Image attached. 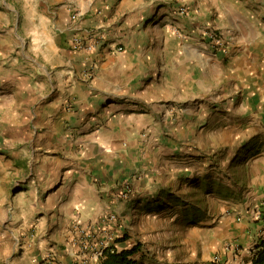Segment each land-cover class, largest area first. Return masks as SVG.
<instances>
[{
	"label": "crops",
	"instance_id": "crops-1",
	"mask_svg": "<svg viewBox=\"0 0 264 264\" xmlns=\"http://www.w3.org/2000/svg\"><path fill=\"white\" fill-rule=\"evenodd\" d=\"M212 149L230 151L227 176ZM211 195L215 259L250 264L264 0H0V264H102L132 246L131 264H153L134 254L180 245L173 227L207 224ZM167 203L185 209L170 235Z\"/></svg>",
	"mask_w": 264,
	"mask_h": 264
},
{
	"label": "rangeland",
	"instance_id": "rangeland-1",
	"mask_svg": "<svg viewBox=\"0 0 264 264\" xmlns=\"http://www.w3.org/2000/svg\"><path fill=\"white\" fill-rule=\"evenodd\" d=\"M210 152L212 162H216L219 159L217 166H213L214 164L212 163V175L220 172L221 174H223V176H227L226 173L230 174V172L233 171L229 159L225 158L226 155L227 157L230 155H228L230 151H220V153L218 154V152L212 149L210 150ZM212 195L210 196L211 213L207 214L209 215L210 219V221L207 220V224L209 222L211 223V225L209 226L210 229L208 228V226L206 227L207 224H203L202 222H197L198 224H192L189 227L184 224L181 228L182 230H179L180 225L175 226L173 227V233H176V235L181 239L178 242L180 245L172 246V244H168V242L162 243L160 246H150L148 244H145L146 246L141 247V250H138L134 255L140 254L139 256L141 257L145 256L149 261L154 262L153 264H230V262L226 263L223 258L218 260L214 257L215 252L217 250H220V246H216L219 245L220 242L218 243L217 241H215V238H217V230L215 229V227L216 224L219 223V219L221 217H224V215L218 213L217 210L215 211V213L213 212V209H217L216 205L218 199L214 198ZM194 197H199L198 193H195ZM197 199L198 198H196L195 200ZM168 204L169 203H167V206ZM172 205L168 206L169 208H166L167 210H165V212L159 216V219H157L158 222H161L164 225V229L167 235H170L171 223L173 221L175 222L176 220L181 221V219L185 215V209L183 208V206L175 208V206L173 207ZM196 212L197 211H195V213ZM208 229L211 231L209 236ZM204 232H206V237L203 236ZM211 240L213 241L211 242ZM231 244L234 243H229L226 248L230 247ZM238 248L239 247L237 246V249Z\"/></svg>",
	"mask_w": 264,
	"mask_h": 264
},
{
	"label": "trees",
	"instance_id": "trees-1",
	"mask_svg": "<svg viewBox=\"0 0 264 264\" xmlns=\"http://www.w3.org/2000/svg\"><path fill=\"white\" fill-rule=\"evenodd\" d=\"M257 250L253 253L250 259V264H264V239H260L256 244ZM136 247L132 246L129 249L116 251L112 247H105L102 250L104 258L102 264H131L130 256L134 253Z\"/></svg>",
	"mask_w": 264,
	"mask_h": 264
},
{
	"label": "built area",
	"instance_id": "built-area-1",
	"mask_svg": "<svg viewBox=\"0 0 264 264\" xmlns=\"http://www.w3.org/2000/svg\"><path fill=\"white\" fill-rule=\"evenodd\" d=\"M77 15H78V13L74 12V13L71 14V17H76ZM73 45L76 48H84V47H86L84 45V42H82V40L80 38H77V37L73 39ZM118 49H120V48L118 47ZM124 186H125V188L128 187L127 184H125ZM99 254H102V252L100 251Z\"/></svg>",
	"mask_w": 264,
	"mask_h": 264
}]
</instances>
